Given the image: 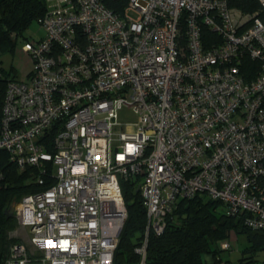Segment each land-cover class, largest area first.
I'll use <instances>...</instances> for the list:
<instances>
[{
  "label": "built area",
  "instance_id": "2783aa9c",
  "mask_svg": "<svg viewBox=\"0 0 264 264\" xmlns=\"http://www.w3.org/2000/svg\"><path fill=\"white\" fill-rule=\"evenodd\" d=\"M105 1L46 0L42 35L21 45L31 70L6 84L0 149L19 169L50 161L52 182L13 204L28 244L12 242L4 264H112L127 176L146 208L139 264L148 231L200 191L264 228V0L255 15L228 0Z\"/></svg>",
  "mask_w": 264,
  "mask_h": 264
},
{
  "label": "trees",
  "instance_id": "16d2710c",
  "mask_svg": "<svg viewBox=\"0 0 264 264\" xmlns=\"http://www.w3.org/2000/svg\"><path fill=\"white\" fill-rule=\"evenodd\" d=\"M228 1L231 6L237 7L243 13L260 14L258 0ZM105 3L114 11H120L125 2L106 0ZM45 11L46 0H0V52H12L21 37L24 41L27 40L23 32L32 21L36 20L39 23V18ZM201 35L206 45L212 40L215 41L216 34L207 25H202ZM12 69L6 70L0 66V107L8 80L16 79L9 75ZM241 71L246 80H249L258 72V63L246 59ZM59 127L58 124H53L42 138L49 151H54L50 140ZM44 167L46 170L44 174L38 167L30 164L19 169L9 160L8 152L0 149V264H4L10 244L19 240L9 235V232L16 228V219L14 216H8L4 210L23 194L43 189L52 182L49 176L52 163L46 161ZM40 174L44 178L43 183L36 181L37 175ZM138 184V176L120 179L127 214L113 251L112 264H139L141 258L135 247L141 243L145 235L146 208L137 189ZM244 217L243 212L236 215L226 213L222 201L210 197L203 191L189 198H178L166 216L163 230L160 233L148 231L145 262L202 264L203 253H209L212 258L211 264H217L221 259L219 251L224 249L221 242L228 241L229 234L234 231L243 233L247 239V245L242 250L238 263L252 264L257 260V252L264 250V228H251L245 223ZM262 262L264 263V256Z\"/></svg>",
  "mask_w": 264,
  "mask_h": 264
},
{
  "label": "rangeland",
  "instance_id": "374dc122",
  "mask_svg": "<svg viewBox=\"0 0 264 264\" xmlns=\"http://www.w3.org/2000/svg\"><path fill=\"white\" fill-rule=\"evenodd\" d=\"M42 33V27L38 21L34 20L25 29L23 35L26 36L27 39H37L42 35ZM23 42L24 39L21 37V39L17 41L15 49L12 52H0V66L6 70L13 68L9 72V75L14 76L18 80L26 79L27 73L32 66L29 55L21 48ZM9 235L16 237L25 244H28V228L21 227L17 221L16 228L10 231ZM228 241L230 242L231 246L228 249H222L219 251V256L221 259L217 264H239L238 260L239 257H241L242 250L247 245V239L243 233L231 231L228 236ZM263 251L264 250H262V252H257V260H255V262L252 264H264L262 262L264 256ZM202 260V264H211L212 258L209 253H203Z\"/></svg>",
  "mask_w": 264,
  "mask_h": 264
},
{
  "label": "water",
  "instance_id": "95a60500",
  "mask_svg": "<svg viewBox=\"0 0 264 264\" xmlns=\"http://www.w3.org/2000/svg\"><path fill=\"white\" fill-rule=\"evenodd\" d=\"M138 189V186H137ZM13 204L11 203L5 210L4 212L8 215V216H13Z\"/></svg>",
  "mask_w": 264,
  "mask_h": 264
}]
</instances>
